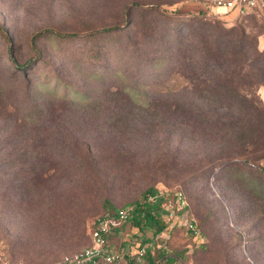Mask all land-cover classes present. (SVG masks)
<instances>
[{"label":"rangeland","instance_id":"rangeland-1","mask_svg":"<svg viewBox=\"0 0 264 264\" xmlns=\"http://www.w3.org/2000/svg\"><path fill=\"white\" fill-rule=\"evenodd\" d=\"M213 21L264 47V15L208 0H0V264L58 263L90 244L105 201L121 208L149 187L181 192L203 235L147 242L118 228L116 264H142L141 246L181 254L176 264H264V204L246 188L264 182V155L219 174L218 118L181 111L201 70L179 51L219 42ZM250 124L264 140V112Z\"/></svg>","mask_w":264,"mask_h":264},{"label":"trees","instance_id":"trees-1","mask_svg":"<svg viewBox=\"0 0 264 264\" xmlns=\"http://www.w3.org/2000/svg\"><path fill=\"white\" fill-rule=\"evenodd\" d=\"M262 10L264 11L263 5L251 9L242 16L257 13L264 15ZM212 23V25H208L211 23L206 22L204 26L217 27L216 32H222V38L219 42H216L213 37L201 35L199 37L201 43L199 49L185 45L179 51L181 60L188 64L193 62L194 65L197 64V69L201 70V72L197 70L196 73L187 77L192 102L182 104L181 111L196 112L198 115L210 113L218 118V122L214 124L217 129L216 133L220 135L221 141H227V145L221 144L223 143L221 142L216 147L217 156L215 162H212L214 164L212 170L219 169V174H224V172L228 174L232 169L237 170V167H241L243 164L250 163V160L254 161L255 158L264 155V140L259 142L250 140L254 137V128L250 121L254 119L256 114H263L264 112V105L258 95L259 87H264V47H259L257 39L254 43L249 41L245 30L224 29L219 26V22L213 21ZM205 30L206 28L203 27V31ZM190 36L192 35L188 37ZM185 41H188L186 36ZM215 43L221 44H219L220 49L215 50L212 48L216 47L211 45ZM8 54L13 60L11 53ZM251 55H253L252 58H250ZM250 59H253V65L248 64ZM256 63L260 64L256 66ZM14 65L16 68L23 67L15 61ZM215 68L218 74L212 73L211 78L204 73L205 70ZM258 78L262 79V82L256 84ZM255 98L260 101L261 109L255 105ZM180 105L176 103L173 107L178 109ZM202 118L206 119L205 116ZM262 136L264 138L263 132ZM246 185L248 194L264 204V182L249 178ZM163 191L169 194L176 192V190ZM158 193L159 190L149 187L140 194L139 199L124 204L121 208H115L105 201V211L100 217H111L116 215L118 211L127 209V217L120 226L118 233L133 230L134 233L138 232L141 235H146L147 231H150L151 236L146 240L147 242L154 241L159 235L168 233L173 229L183 230L194 239L202 237V230L192 214L188 201L185 199L186 208L184 211L194 218L199 233L198 237H194L182 227L170 226L162 218L161 210L166 198ZM150 196H155L154 201L148 200ZM260 214L264 218V209L260 210ZM107 241L109 244V237ZM181 258V254H167L162 248L155 249L153 252L146 248L142 256V264H176ZM126 264L132 263L130 261Z\"/></svg>","mask_w":264,"mask_h":264},{"label":"built area","instance_id":"built-area-1","mask_svg":"<svg viewBox=\"0 0 264 264\" xmlns=\"http://www.w3.org/2000/svg\"><path fill=\"white\" fill-rule=\"evenodd\" d=\"M210 7L224 13L245 15L251 9L263 5V0H208ZM159 195H163L166 201L162 207V218L170 226L182 227L190 232L194 237H198L194 220L186 214V201L181 192H168L159 190ZM155 196H150L149 201H154ZM127 209H122L111 217H98L90 230V245L81 250L64 256L56 264H116L120 261V255L108 244V237L113 231L120 228L127 217ZM147 246H142L136 251L137 258L140 259ZM13 264V263H7Z\"/></svg>","mask_w":264,"mask_h":264},{"label":"crops","instance_id":"crops-1","mask_svg":"<svg viewBox=\"0 0 264 264\" xmlns=\"http://www.w3.org/2000/svg\"><path fill=\"white\" fill-rule=\"evenodd\" d=\"M263 6H264V0H263ZM214 9V8H213ZM214 10H216V11H218V12H222V11H220V10H217V9H214ZM263 11V10H262ZM224 13V12H223ZM263 14H264V11H263ZM146 235H147V237H150V236H148V233H146ZM111 236H109V241L111 242Z\"/></svg>","mask_w":264,"mask_h":264}]
</instances>
